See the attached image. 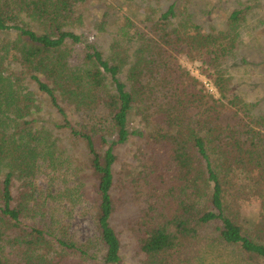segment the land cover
I'll return each mask as SVG.
<instances>
[{"label":"trees","instance_id":"trees-1","mask_svg":"<svg viewBox=\"0 0 264 264\" xmlns=\"http://www.w3.org/2000/svg\"><path fill=\"white\" fill-rule=\"evenodd\" d=\"M86 1L0 0V264H96L86 245L27 223L46 201L33 190L43 167L71 175L66 197L91 206L102 263L122 264L111 219L126 202L113 197V167L132 136L138 167L121 192L143 203L134 230L141 264H203L219 246L264 262V108L245 102L233 77L251 7L238 3L216 24L196 21L190 0H147L141 32L121 22L126 45L113 41L104 56L85 43L71 65ZM132 115L140 129H129ZM252 195L258 213L245 219L238 203Z\"/></svg>","mask_w":264,"mask_h":264},{"label":"rangeland","instance_id":"rangeland-1","mask_svg":"<svg viewBox=\"0 0 264 264\" xmlns=\"http://www.w3.org/2000/svg\"><path fill=\"white\" fill-rule=\"evenodd\" d=\"M147 0H87L81 6L80 12L83 16V24L77 32L83 35V44L76 45L69 59L71 65H79L85 43L94 45L103 55L109 52L113 41L126 45L124 35L120 31L121 22L130 19L133 31L141 32L139 14L144 10ZM158 0H151L152 3ZM162 6L167 7L171 1H159ZM238 3L243 6H250L247 38L244 39L240 49V56L243 61L237 63L233 77L234 85L238 94L247 103L253 104L258 109L264 108V0H190L189 11L196 17V21H210L219 24L226 19L229 12ZM111 7L112 17L104 30H95V21H99L100 15L105 8ZM131 33H133V31ZM130 33V34H131ZM179 63L193 77L199 79L204 89L216 96L210 81L199 73L195 65L189 62L186 57H179ZM122 78V77H121ZM123 79V78H122ZM141 118L135 115L129 117L128 127L131 131L141 128ZM139 139L136 136L130 137L129 141L116 148V162L113 167L115 191L113 197L121 205L117 208L111 226L117 232L121 242L122 264H141L143 257L138 254L135 247L134 230L135 220L142 212L143 203L137 197L128 193H122L121 188L125 179L131 177L138 164H132L133 156ZM135 166V169H134ZM73 178L70 174L58 167L54 169L42 168L34 180L33 190L36 197H46L43 203L38 200L39 210L37 216L27 223L30 225L49 226L54 230V235L62 240H70L78 246L86 245L88 255L94 263L103 264L104 250L100 244L93 240L96 235L93 221L92 208L88 203L73 201L66 197L73 187ZM229 200V199H228ZM239 210L243 211L245 219L255 218L258 213V198L250 196L247 200H240ZM36 211V210H35ZM90 241L93 243L91 244ZM92 263V262H90ZM203 264H264L262 261L247 262L236 251L224 247L207 249V255Z\"/></svg>","mask_w":264,"mask_h":264}]
</instances>
